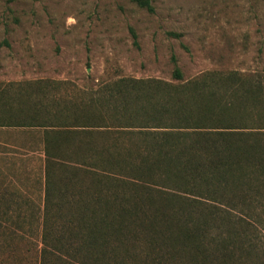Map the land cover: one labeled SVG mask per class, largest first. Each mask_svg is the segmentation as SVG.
<instances>
[{"label": "trees", "instance_id": "trees-1", "mask_svg": "<svg viewBox=\"0 0 264 264\" xmlns=\"http://www.w3.org/2000/svg\"><path fill=\"white\" fill-rule=\"evenodd\" d=\"M171 60L179 82L122 77L77 101L41 80L0 84V128L40 130L34 175L18 179L38 200L1 197L16 211L0 214L16 227L0 230L5 262L241 264L244 225L264 211V72L184 81ZM9 148L4 164L27 165Z\"/></svg>", "mask_w": 264, "mask_h": 264}, {"label": "rangeland", "instance_id": "rangeland-1", "mask_svg": "<svg viewBox=\"0 0 264 264\" xmlns=\"http://www.w3.org/2000/svg\"><path fill=\"white\" fill-rule=\"evenodd\" d=\"M172 55L184 81L213 70L264 72V0H149V7L136 0H0V84L41 80L50 98L77 101L122 77L179 82ZM138 138L114 141L113 149ZM39 141L37 128H0L6 157L20 153L27 162L13 167L0 156V195L23 171L34 175L36 161L28 160L39 154ZM1 207L0 214L16 215ZM255 217L242 230L250 253L241 264H264V211ZM0 222L2 231L16 228ZM5 254L0 264H18Z\"/></svg>", "mask_w": 264, "mask_h": 264}, {"label": "crops", "instance_id": "crops-1", "mask_svg": "<svg viewBox=\"0 0 264 264\" xmlns=\"http://www.w3.org/2000/svg\"><path fill=\"white\" fill-rule=\"evenodd\" d=\"M1 144H4V143H2V142H0ZM8 144H5V145H0V156H3L2 157V160H3V158L5 157V154L3 153V152H1L2 151V147H5V146H7ZM3 162H4V160H3ZM6 165V164H5ZM20 170V172H21V169H19ZM29 186V185H28ZM4 188H5V186H3V190H4ZM12 188V190H14L15 191V195H14V199H16V200H18V201H22V200H25V198H26V196L27 195H29V197H31V198H35V200H38L37 198H38V190H36L35 192H34V194H33V192L31 193L30 192V190H33V189H30V188H27L24 184H22V182H18V181H16L15 183H14V185L11 187ZM29 189V190H28ZM28 191V192H27ZM5 194L6 193H4V194H1L2 196L4 195L5 196ZM0 195V205H3V199L1 198L2 196ZM6 197H8V196H5V198ZM2 208L0 207V210H1ZM1 213V212H0Z\"/></svg>", "mask_w": 264, "mask_h": 264}]
</instances>
